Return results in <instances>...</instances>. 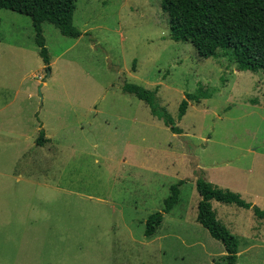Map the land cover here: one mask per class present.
<instances>
[{
  "label": "rangeland",
  "instance_id": "374dc122",
  "mask_svg": "<svg viewBox=\"0 0 264 264\" xmlns=\"http://www.w3.org/2000/svg\"><path fill=\"white\" fill-rule=\"evenodd\" d=\"M76 4L79 38L43 23L49 65L31 17L0 10V264H215L226 250L197 221L199 179L253 204L211 201L239 240L237 264H264L253 209L264 210V71L172 40L162 0ZM125 82L157 89L183 133ZM185 93L200 103L179 120ZM180 180L179 203L164 213ZM157 212L163 222L147 237Z\"/></svg>",
  "mask_w": 264,
  "mask_h": 264
},
{
  "label": "trees",
  "instance_id": "16d2710c",
  "mask_svg": "<svg viewBox=\"0 0 264 264\" xmlns=\"http://www.w3.org/2000/svg\"><path fill=\"white\" fill-rule=\"evenodd\" d=\"M77 0H0V10L6 9L24 14L32 19L35 42L39 54L46 65L51 63L43 23L53 24L65 36L79 38L82 31L74 25ZM162 8L170 17L169 36L174 41L193 43L201 57L218 56L225 52L238 65L240 71H264V0H162ZM124 93L143 100L151 113L169 127L174 134H182L176 120L157 102L158 90H150L142 85L125 82ZM190 101L200 103L196 94L185 93L179 106L178 119L186 115ZM45 129L40 130L37 139L44 146ZM184 181L173 184L170 195L164 200V213H170L179 203ZM197 189L202 197L198 205L197 221L211 236L220 241L226 250L215 264H237L239 240L221 223L213 210L211 201L235 203L244 208L253 204L238 192L220 188L205 179L197 181ZM255 214L264 218V210L253 207ZM164 219L161 212L152 214L146 223L145 235H155Z\"/></svg>",
  "mask_w": 264,
  "mask_h": 264
},
{
  "label": "crops",
  "instance_id": "0c3cea01",
  "mask_svg": "<svg viewBox=\"0 0 264 264\" xmlns=\"http://www.w3.org/2000/svg\"><path fill=\"white\" fill-rule=\"evenodd\" d=\"M187 114V113H186ZM5 132V136L9 137L11 140H18L21 139L23 137L22 132H13V131H4ZM27 135H25V140ZM26 142V141H25ZM27 143V142H26ZM23 152V151H22Z\"/></svg>",
  "mask_w": 264,
  "mask_h": 264
},
{
  "label": "water",
  "instance_id": "95a60500",
  "mask_svg": "<svg viewBox=\"0 0 264 264\" xmlns=\"http://www.w3.org/2000/svg\"><path fill=\"white\" fill-rule=\"evenodd\" d=\"M40 95H41V91H40V93H39Z\"/></svg>",
  "mask_w": 264,
  "mask_h": 264
}]
</instances>
